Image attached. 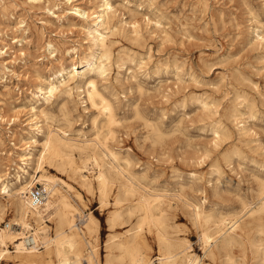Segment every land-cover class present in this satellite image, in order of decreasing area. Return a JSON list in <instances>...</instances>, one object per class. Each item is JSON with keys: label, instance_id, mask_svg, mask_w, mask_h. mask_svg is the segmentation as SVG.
I'll return each mask as SVG.
<instances>
[{"label": "rangeland", "instance_id": "374dc122", "mask_svg": "<svg viewBox=\"0 0 264 264\" xmlns=\"http://www.w3.org/2000/svg\"><path fill=\"white\" fill-rule=\"evenodd\" d=\"M104 1L0 0L3 178L15 182L18 165L33 172L19 154L32 140L27 122L34 98L40 95L36 94V86L40 80H53L61 61L73 68V58L78 60V53L90 51L91 13L99 10ZM107 1L118 11L112 20L115 27L110 59L106 60L108 70L97 78V83L114 105L116 123L109 124L97 108L83 102L76 89L72 96L63 93L46 106L48 122L74 137L92 138L101 131L118 153L122 168L132 175L138 192L163 195L172 222L194 231V236L188 237L194 252L203 257L192 222V207L187 202L231 219L242 215L245 205H256L260 197V181L264 180V42L257 39L256 30L264 32V0ZM77 8L86 16L76 13ZM76 82L79 81L72 85ZM243 123L246 130L241 129ZM31 148L37 156L41 145ZM75 158L79 163L86 159L78 152ZM104 159L110 165L111 157L104 155ZM46 168L74 187L59 184L83 216L91 212L98 218V247L104 260L105 244L112 232L107 222L109 209L101 210L97 191L89 193L77 178L58 172L54 166ZM89 168L91 173H85L93 179L97 169L92 163ZM76 191L82 193L84 203ZM116 191L115 184L111 195ZM7 198L1 200L7 202ZM12 216L9 214L6 220ZM80 218L77 222L82 226ZM251 219L244 215L240 224L246 226ZM49 224L54 226L52 220ZM127 227L129 223L119 230ZM14 229L21 227L15 225ZM8 248L14 250V244L9 242ZM156 251L154 247L153 264H158ZM6 261L14 263L12 258Z\"/></svg>", "mask_w": 264, "mask_h": 264}, {"label": "bare ground", "instance_id": "6f19581e", "mask_svg": "<svg viewBox=\"0 0 264 264\" xmlns=\"http://www.w3.org/2000/svg\"><path fill=\"white\" fill-rule=\"evenodd\" d=\"M117 11L116 6L105 0L99 10L92 12L88 26L90 51L83 55L78 53L79 59L73 58L75 64L73 68L70 64L61 61L54 70L53 80H40L36 86V94L40 95L34 98L30 109L32 114L27 122V133L32 134L30 137L32 140L19 154L23 164L33 168V172H30L26 166L18 165L19 171L15 173V182L3 178L0 174V264H10L6 260L11 258L13 264H153L154 247L157 248L155 260L158 264H264V180L260 181L258 203L256 202L254 206L245 205L243 214L234 217L232 215L231 219L220 215L221 213L218 216L213 211L189 202L190 200L187 202L192 207V222L204 250L202 257L194 252L189 239L190 236H194V231L186 226L174 225L163 195L152 190L147 195L138 192L132 175L122 168L118 153L108 145V139L102 137L101 131L95 132L92 138H82L81 135L70 136L62 128L54 129L50 126L48 122L50 115L46 106L53 98L63 93L72 96L74 89L79 91V96L82 94L80 98L83 102L89 103L105 115L109 124L115 122L113 104L99 90L97 78L105 76L108 70L106 60L110 59V45L113 39L111 34L115 27L112 20ZM76 13L86 16V13L79 9ZM259 31L256 30L257 39L264 42V32ZM75 81L79 82L72 85ZM62 104L60 106L63 107ZM3 120L4 117L0 114V123ZM218 122L220 119L216 123ZM241 126V129L246 128L245 123ZM108 131L111 132L113 129ZM35 145H41L37 156L31 151V146ZM75 152L86 159L79 163L75 158ZM104 155L111 157L110 165L105 161ZM91 163L97 169L93 179L89 175ZM46 166H54L58 172L77 178L81 187L89 193L94 194L97 191L101 210L109 209L107 222L112 232L105 244L104 260L98 247V218L91 212L83 216L80 209L72 202L70 194L63 191L59 184H65L69 189L74 187L63 180L64 178L50 174ZM20 170L23 171L22 174ZM115 184L117 191L115 195H111ZM35 185H41L45 193L49 194L41 204L33 203L28 194ZM5 196H8L7 202L1 200V197ZM76 196L84 203L80 191H76ZM11 213L13 216L7 221L6 217ZM244 215L252 218L246 226L240 224ZM78 218L81 219L82 226L77 222ZM50 220L54 222V226L49 224ZM128 223L130 224L128 229L119 230ZM13 224L19 225L21 230L14 229ZM182 232L187 234L181 236ZM9 242L14 244V250L8 248Z\"/></svg>", "mask_w": 264, "mask_h": 264}, {"label": "built area", "instance_id": "2783aa9c", "mask_svg": "<svg viewBox=\"0 0 264 264\" xmlns=\"http://www.w3.org/2000/svg\"><path fill=\"white\" fill-rule=\"evenodd\" d=\"M45 191L41 188V186H34L30 191L29 195L33 203L41 204L45 199Z\"/></svg>", "mask_w": 264, "mask_h": 264}]
</instances>
